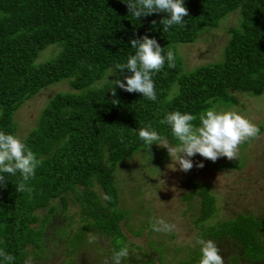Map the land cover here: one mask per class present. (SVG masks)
<instances>
[{"label": "trees", "instance_id": "obj_1", "mask_svg": "<svg viewBox=\"0 0 264 264\" xmlns=\"http://www.w3.org/2000/svg\"><path fill=\"white\" fill-rule=\"evenodd\" d=\"M184 6L189 13L186 26L174 25L165 33L160 21L166 13L137 20L122 0H0V131L15 136V111L40 90L61 82L70 88L49 97L22 140L42 160L28 182L32 193L16 191L19 173L4 174L0 248L15 257L13 264H25L30 252L32 258H44L40 251L46 247L47 231L54 236L63 224L52 227L54 215L65 210L69 200L77 201L83 221L71 237L108 235L113 251L119 250L125 241L120 221L127 217L119 207L115 171L120 161L144 146L139 129L150 124L177 145L170 127L160 124L166 114L195 115L193 123L199 126L200 114L236 105L237 93H264V0H184ZM232 11L238 12V22L227 29L222 58L184 69L175 44L194 42ZM143 36L156 39L165 54L175 53L174 68L165 62L153 74L155 102L112 82H125L124 76L131 75L127 70L112 74L115 64L126 63L135 53L129 41ZM49 47V59L37 62ZM112 86L115 97L109 92ZM105 194L111 201L102 198ZM184 198L196 208L194 222L204 228L202 239L235 247L224 264H264V213L238 212L206 223L217 210L210 188L192 182ZM40 210L46 212L42 215ZM65 224L71 228L70 221ZM195 259L182 264H199Z\"/></svg>", "mask_w": 264, "mask_h": 264}, {"label": "rangeland", "instance_id": "obj_2", "mask_svg": "<svg viewBox=\"0 0 264 264\" xmlns=\"http://www.w3.org/2000/svg\"><path fill=\"white\" fill-rule=\"evenodd\" d=\"M237 22L238 12L232 11L219 20L217 27L201 32L194 42L176 43L175 49L183 68L189 70L220 60L229 37L227 29ZM52 52L51 47L41 51L36 61L49 59ZM67 90H70L68 84L61 82L27 99L13 116L15 136L23 140L36 125L49 97L55 92ZM236 95L237 104L219 112H237L260 128L258 139L240 145L236 160L221 157L213 163L197 154L190 158L194 164L190 171L182 172L178 165L177 170L173 171L168 167L172 161L167 149L152 145L150 153L143 146L130 158L118 163L115 175L119 207L127 217L120 221L125 236L122 247L127 246L130 253L123 264H151V259L154 264H179L183 260L182 264L189 262L190 258L200 261L201 246L195 248L199 245L196 241L201 238L200 233L204 228L194 222L196 208L192 200L184 198L192 182L207 185L216 197V214L206 223L224 220L238 212L264 213V93L257 96L246 93ZM197 162H202L204 167H195ZM97 191L102 195L100 189ZM55 203L61 209L60 202L56 200ZM79 211L77 201L69 200L67 208L54 215L52 227L57 228L60 222L63 224L55 231L56 236H53L52 230L47 231L49 238L45 240L46 247L40 251V256L44 258H32L30 252L27 259L29 261L31 258L30 264H105V260L110 261L115 245L111 236L89 232L84 240L71 237L83 223ZM45 212L40 210L42 215ZM154 217L175 224L176 230L171 234L152 231L150 224ZM69 221L71 228L65 224ZM64 232L72 234L69 237ZM92 235L98 237L95 243H89ZM54 237L61 239L54 241ZM217 245H221L220 254L227 261L235 247H229L226 243Z\"/></svg>", "mask_w": 264, "mask_h": 264}, {"label": "clouds", "instance_id": "obj_3", "mask_svg": "<svg viewBox=\"0 0 264 264\" xmlns=\"http://www.w3.org/2000/svg\"><path fill=\"white\" fill-rule=\"evenodd\" d=\"M126 3L130 14L137 20L154 13H166L167 17L161 19L163 32H168L174 25L186 26L184 17L188 16V9L184 6V0H122ZM153 24L156 22L153 21ZM135 53L127 58L124 64L117 63L114 66V74L123 73L127 70L130 76H124V81L113 80V85L128 93H140L150 101L155 102L157 95L153 74L164 68L165 62L169 68L175 67V53L172 50L165 54L156 39L143 36L139 39L129 41ZM113 97L116 96L115 87L109 91ZM115 105L118 100H113ZM197 116L189 113L173 111L160 121L170 127L173 137L179 142L172 146L167 137L152 129L149 124L139 129L138 136L143 141L144 147L150 153L153 144L167 149L168 156L172 163L168 167L175 171L176 166L182 172H188L193 167L192 157L199 154L206 160L216 162L224 157L228 160H236L241 144L260 136V128L252 121L234 111H216L208 109L199 116V126L194 125ZM150 155V154H149ZM151 157V156H150ZM42 164L36 154L27 147L24 141L12 134L0 131V187L6 186L4 174L16 175L19 173L21 180L15 185L19 193L31 194L33 188L29 181L34 179L36 169ZM197 168H203L202 162L195 164ZM105 201H111V196L105 194L102 197ZM151 230L158 233L171 234L176 230V225L167 222L163 218H153L150 224ZM98 237L90 236L89 243H95ZM201 247V259L199 264H224V258L220 254L217 243L211 239L198 238L196 241ZM127 246L114 250L110 261L105 264H123L129 258ZM15 257L0 248V264H13ZM26 261L25 264H30Z\"/></svg>", "mask_w": 264, "mask_h": 264}]
</instances>
